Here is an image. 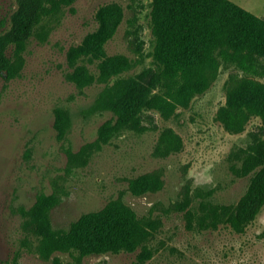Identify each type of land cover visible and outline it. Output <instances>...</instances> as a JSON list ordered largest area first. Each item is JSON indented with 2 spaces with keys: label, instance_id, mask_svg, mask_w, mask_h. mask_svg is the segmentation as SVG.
<instances>
[{
  "label": "rangeland",
  "instance_id": "rangeland-1",
  "mask_svg": "<svg viewBox=\"0 0 264 264\" xmlns=\"http://www.w3.org/2000/svg\"><path fill=\"white\" fill-rule=\"evenodd\" d=\"M233 1L264 17V0ZM112 2L124 17L106 52L130 66L106 79L99 60L69 55ZM16 7L0 0L8 27ZM151 10L152 0H74L45 16L24 50L10 49L12 67L0 74V264H264V206L245 232L227 220L249 187L243 163L264 121L253 116L232 133L218 118L232 77L264 81V57L250 71L224 63L205 92L164 116L148 104L158 91ZM167 127L182 136L180 150H157ZM145 174L158 182L138 193ZM113 201L145 224L144 244L83 254L66 243L83 214Z\"/></svg>",
  "mask_w": 264,
  "mask_h": 264
},
{
  "label": "trees",
  "instance_id": "trees-1",
  "mask_svg": "<svg viewBox=\"0 0 264 264\" xmlns=\"http://www.w3.org/2000/svg\"><path fill=\"white\" fill-rule=\"evenodd\" d=\"M74 0H16L9 20L0 21V74L12 67L11 48L25 49L37 25L52 11ZM124 17L116 2L102 5L97 12L99 26L74 46L70 60L83 57L99 60L100 75L106 79L126 71L129 58L108 55L106 43L116 33ZM151 25L154 35L153 57L157 66L158 91L148 104L164 116L189 105L217 78L224 63L252 70L264 57V17L233 0H152ZM7 27V28H6ZM78 67L73 78L84 77ZM227 103L218 118L232 133L246 129L253 116L264 121V81L253 77H232L227 83ZM183 146V138L173 128L160 135L159 152L171 153ZM245 173H252L247 191L235 206L227 209V220L237 232H245L264 206V138L257 139L243 163ZM157 178L145 174L134 185L144 193L157 184ZM147 238L145 224L131 206L113 201L106 207L83 214L72 226L66 243L83 254L134 251ZM139 254L144 260L150 251Z\"/></svg>",
  "mask_w": 264,
  "mask_h": 264
}]
</instances>
